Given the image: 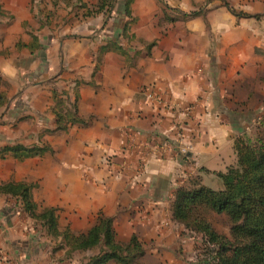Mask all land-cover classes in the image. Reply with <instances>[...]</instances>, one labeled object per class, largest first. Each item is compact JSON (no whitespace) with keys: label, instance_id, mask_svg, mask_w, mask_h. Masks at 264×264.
Returning a JSON list of instances; mask_svg holds the SVG:
<instances>
[{"label":"crops","instance_id":"obj_1","mask_svg":"<svg viewBox=\"0 0 264 264\" xmlns=\"http://www.w3.org/2000/svg\"><path fill=\"white\" fill-rule=\"evenodd\" d=\"M203 1L166 0V4L184 8ZM222 1L213 0L212 5ZM226 2L251 16L239 21L232 13L212 16L214 22L231 23L216 35L232 45L229 64L222 62V53H218L214 64H190V57L180 62L168 58V54L178 51L166 41L173 35L181 37V32L169 36L157 32L159 41L152 51L154 56L148 59L128 62L127 53H106L95 75V64L81 71L85 83L77 89L78 108L80 116L89 119L88 124L73 125L47 136L45 141L54 153L25 159L34 162L32 171L6 175L1 165L20 161L0 159V181L32 182L34 201L65 209L85 222L97 218L100 212L131 214L144 210L164 214L172 208L176 190L194 172L205 168L225 170L229 163L224 157L233 148L237 126L236 114L227 102L253 103L255 95L264 92V56L255 51L256 45L264 48V28L256 25L264 21V0ZM36 3L0 0V23L5 24L0 28L3 75L17 73L20 78L18 71L27 69L30 61H37L38 50L30 47V40L38 33L30 25L41 17ZM6 20L11 24L7 25ZM198 22H202L199 17L189 26ZM190 34L204 38L208 33L200 24ZM20 42L25 47L20 48ZM144 86L169 105L151 102L154 99L142 92ZM44 100L37 98L36 103L46 105ZM39 115H34L31 131L26 120L14 126L16 113H7L6 105L0 104V148L8 146L7 141L20 145L37 142L44 127L42 113ZM54 121V115L48 114V126H54ZM180 133L192 147L185 156L179 151ZM21 211L20 200L0 192V264H36L37 256H45L30 245L35 241L22 237L24 226L17 217Z\"/></svg>","mask_w":264,"mask_h":264},{"label":"rangeland","instance_id":"obj_2","mask_svg":"<svg viewBox=\"0 0 264 264\" xmlns=\"http://www.w3.org/2000/svg\"><path fill=\"white\" fill-rule=\"evenodd\" d=\"M212 1L204 0L201 4L183 8L170 7L166 4V0H109V4L105 5L102 0H37L35 8L41 13V17H39V21L36 20L33 25H30L33 30L38 31L36 33L37 41L34 42L33 38L30 40L31 50H38L37 61L32 60L27 65V69L19 70L20 78L17 77V73L16 75H3L0 71V104L6 105L7 113H16V120L12 121L14 126H17L20 121L26 120L31 131L35 125L34 115L40 117L39 113H42L44 127L37 136V142L21 145L28 149L26 153L29 155L39 147H47L48 150L41 155L22 159L17 158L13 151L1 153L0 159L20 161L18 163L4 162L1 168L6 169V175L15 176L22 171L23 173L32 171L35 169L34 162L32 160L24 161L25 159L44 157L46 154L54 153L52 145L45 140L47 136L55 134L57 131H66L72 127L58 129V119H62V123L67 125L76 107L79 111L77 89L82 83H85L81 71L89 65L93 67L95 64L93 72L95 75L96 68L108 52L127 53L128 62L148 59L154 56L152 51L159 41V37L155 36L157 32H161L162 36H169L172 32H181V37L173 35L167 39L166 44L171 49L178 51V53L168 54V58L180 62L184 57H190V64H214L218 53H222V62L229 64L230 61L227 57L230 55L232 45L227 44L228 39L216 35L220 30L227 29L225 25L229 26L231 23L227 21L214 22L212 16L232 13L238 17L237 21L242 17L251 16H244L250 13L241 7L228 5L226 0H223L219 5H212ZM194 13L198 15L189 16ZM197 17L202 22L190 27L189 24L193 23ZM6 24L10 25L11 23L6 20ZM200 24L208 33L204 38L190 34V31ZM3 25L5 24L0 23V28ZM256 25L264 28V21L256 22ZM6 40L8 39L6 38ZM18 46L25 47L22 42ZM40 46L41 49H39ZM242 48H244L243 45ZM255 51L257 55L264 56V48L261 46L256 45ZM33 56L30 55V57ZM5 76L6 78H4ZM7 76L11 78H7ZM148 89L149 86H144L142 92L146 93ZM47 97V101L44 100ZM37 98L46 101V105L41 101L36 103ZM151 102L159 106L167 107L169 105L160 95H157ZM227 104L236 114L237 126L233 132V148L229 149L224 157L229 163L223 170L224 172L237 162L236 145L238 142L245 141L247 143L262 134L264 130V124L261 122L264 119V92L257 93L253 103L238 101L227 102ZM50 113L54 115V126H48L49 124L46 123ZM31 135V138H34L35 134ZM179 138L182 141L179 151L182 156H185L192 147L184 142L185 134L180 133ZM26 140L30 142L28 139ZM17 141L18 139H16ZM7 142L8 146L20 145L10 144L11 141ZM201 168L200 166L199 170ZM205 169L199 171L200 173L194 172L180 187L192 188L199 184L215 189L222 188L223 182L218 176L219 171ZM0 182L5 184L16 182V180ZM25 183L34 184L29 181ZM32 186V191H34V185ZM175 196L176 192L172 208H169L164 214L152 211L145 213L144 210L131 214L100 212L97 218L94 216V219L85 222L79 215L66 213L65 209L48 207L34 201L37 203V216L41 215L45 209H55L57 224L54 229V227L50 228L45 220L27 212L23 200L12 195L15 199L20 200L22 205V211L17 215L24 226L22 237L26 239L25 241H35L30 245L40 251L39 255L45 254L44 257H36V264H48V262L49 264L90 263L91 259L100 253L101 248L74 249L75 238L88 233L98 222L101 214L113 219L119 242L128 243L133 235H137L145 249V255L137 264H213L215 247L209 243L208 237L187 228L185 224L174 219ZM141 205L140 203V207ZM212 222L219 233L231 237L232 225L225 214H214ZM26 247L28 248V246ZM106 264L120 263L111 260Z\"/></svg>","mask_w":264,"mask_h":264},{"label":"trees","instance_id":"obj_3","mask_svg":"<svg viewBox=\"0 0 264 264\" xmlns=\"http://www.w3.org/2000/svg\"><path fill=\"white\" fill-rule=\"evenodd\" d=\"M103 5L109 0H102ZM194 13L189 16H197ZM250 16V15H244ZM34 42L37 36L33 37ZM69 124L58 119V129H66L76 124L87 125L89 119L80 116L76 107ZM264 124V119L261 121ZM238 142V159L226 172H218L223 182L220 189L195 185L180 187L176 191L173 217L191 230L203 233L215 247L213 264H264V130L260 136L249 142ZM28 148V147H27ZM24 145L0 148V154L13 151L17 158L43 154L47 147L26 153ZM0 192L12 194L22 199L27 212L45 220L50 226L57 224L55 209L48 208L37 216V204L33 200L32 185L25 182H0ZM214 214H225L231 225V237L219 233L212 222ZM74 249L100 247L101 251L88 264H106L115 260L120 264H137L145 255L143 244L133 235L128 243H121L111 217L101 214L98 222L89 230L75 238Z\"/></svg>","mask_w":264,"mask_h":264},{"label":"built area","instance_id":"obj_4","mask_svg":"<svg viewBox=\"0 0 264 264\" xmlns=\"http://www.w3.org/2000/svg\"><path fill=\"white\" fill-rule=\"evenodd\" d=\"M146 93L148 94V96H149V97H151V98H154V99H155L156 95H155V93H154V92H151V89H148V90L146 91Z\"/></svg>","mask_w":264,"mask_h":264}]
</instances>
